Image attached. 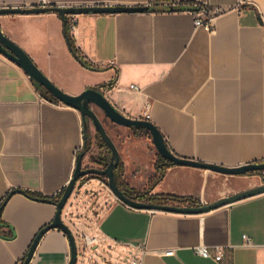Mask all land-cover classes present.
Here are the masks:
<instances>
[{
    "label": "crops",
    "instance_id": "obj_1",
    "mask_svg": "<svg viewBox=\"0 0 264 264\" xmlns=\"http://www.w3.org/2000/svg\"><path fill=\"white\" fill-rule=\"evenodd\" d=\"M43 1L75 7L190 6L67 15L69 23L74 19L75 45L99 70L72 56L57 11L0 14V28L63 92L77 95L114 80L112 88L100 89L124 115L139 118L148 103L150 121L176 155L224 166L264 160V0H0V7ZM214 7L222 11L213 15L211 28L195 26V16L207 19ZM109 122L117 138L102 124L120 156L118 179L131 192L190 196L204 204L245 189L215 184L225 174L180 165L167 167L153 184L152 142L141 131ZM87 130L82 167L102 168L93 159L106 151L91 121ZM83 140L80 111L51 100L0 54V264H22L33 238L55 214V204L22 190L56 195L72 177ZM255 174L225 176L246 177L253 186ZM105 179L91 174L78 179L62 209L77 245L75 264H128L140 248L141 264H264V193L183 214L129 207ZM83 233L100 237L85 252ZM244 234L252 245L243 244ZM199 245L211 257L197 253ZM216 249L219 261L213 259ZM69 259L66 234L50 228L28 264Z\"/></svg>",
    "mask_w": 264,
    "mask_h": 264
},
{
    "label": "water",
    "instance_id": "obj_2",
    "mask_svg": "<svg viewBox=\"0 0 264 264\" xmlns=\"http://www.w3.org/2000/svg\"><path fill=\"white\" fill-rule=\"evenodd\" d=\"M191 10L190 6L185 4H163V5H147V6H133V7H120V6H85V7H75V6H24V7H13L4 6L0 7V14L9 13H39L46 11H57L63 21H65L67 15L79 14V13H101V12H131V11H183ZM0 54L8 58L9 60L16 63L23 71L30 77L32 83L38 87L40 91H47L55 99L64 105L71 106L80 111L83 122V145L81 150L76 155L75 169L73 171L72 177L70 178L67 185L60 198L55 202L56 210L54 217L50 223L43 226L35 235L29 248L26 252V256L22 264H28L34 248L41 237V235L50 228L61 229L67 236L70 246V259L68 264H75L77 260V245L74 236L69 229V227L62 221L61 213L64 205L66 204L69 196L71 195L76 182L78 179L85 175H97L103 176L107 180V185L112 191L114 196L120 200L122 203L129 207L135 209H147V210H157L166 211L173 213H183V214H198L208 212L210 210L216 209L223 205L233 203L235 201L251 197L257 194L264 193V184L255 186L237 193L227 195L225 197L219 198L210 203H200L196 206H180L172 204H157L148 203L143 201H138L128 197L117 185L115 179V168L117 167L120 156L112 141L111 137L106 132L102 122L95 113L91 106L98 108L104 113V115L113 123L121 125L128 128L142 127L145 128L150 136L152 144L155 147L158 155L165 159L170 160L175 165L180 166H191L195 168L208 169L213 172L225 174V175H242L250 171H261L264 170V160L261 162L246 163L237 166H224L214 163H207L198 161L196 159L183 157L173 153L162 133L157 128V126L150 120L143 118H131L120 112L102 93L100 88L89 87L84 89L81 93L77 95H70L59 88H57L49 79L37 68L33 63L32 59L12 40L3 34L0 28ZM91 121L95 131L98 133L102 141L106 144L110 150V159L106 166L102 168L98 167H82V157L87 151V121ZM40 201L51 202L48 198H37Z\"/></svg>",
    "mask_w": 264,
    "mask_h": 264
},
{
    "label": "trees",
    "instance_id": "obj_3",
    "mask_svg": "<svg viewBox=\"0 0 264 264\" xmlns=\"http://www.w3.org/2000/svg\"><path fill=\"white\" fill-rule=\"evenodd\" d=\"M70 30H71V24L67 21V18L64 21V36H65V40L68 46V49L70 51V53L72 54V56L85 68L87 69H91V70H99L98 67H96L95 65H93L91 62H89L84 55L81 53V51L79 50V48L75 45L71 35H70ZM114 84V80L109 81L107 84L104 85H99V87H95V88H103V87H108V88H112ZM50 99L57 102L58 100L55 99L52 95H50ZM135 133L138 131L141 132H147V130L145 128L142 127H134L132 128ZM87 137H88V130H87ZM95 137L98 141L99 147L100 148H104L106 151V155H102V153L100 152L97 156L94 157V161L97 162L98 164H101L103 166H106L109 159H110V150L108 149V147L106 146V144L102 141V139L100 138V136L98 135V133H95ZM87 148H88V143H87ZM175 165L173 162H171L168 159L163 158L162 156L158 155L157 156V160H156V164H155V170L157 172V176L154 178V183L158 182L159 180L162 179L164 173H165V169L167 167L173 166ZM118 169H119V163L117 165V167L115 168V179H116V183L118 185V187L130 198L138 200V201H143V202H148V203H157V204H172V205H180V206H196L200 204V201L194 197H190V196H177V195H170V194H166V195H162V194H149L148 190H144V191H138V192H131L130 189L127 187V185H125L123 182H121L118 179ZM260 171H250L248 173L245 174H253V173H259ZM97 176V175H95ZM99 178H103V176H98ZM105 181L107 182V180L105 179ZM64 188H62L56 195L52 196V197H44L42 195H39L35 192H31V191H27V190H22V192L33 198V199H37V198H48L51 200V203L55 204V202L60 198L62 192H63ZM4 223L0 220V226H3ZM26 256V254L24 255V257ZM23 257V259H24Z\"/></svg>",
    "mask_w": 264,
    "mask_h": 264
},
{
    "label": "built area",
    "instance_id": "obj_4",
    "mask_svg": "<svg viewBox=\"0 0 264 264\" xmlns=\"http://www.w3.org/2000/svg\"><path fill=\"white\" fill-rule=\"evenodd\" d=\"M243 0H240L239 2H242ZM176 4H180V3H176ZM36 6H39V7H46V6H51V5H48L46 4L44 1ZM13 7H24V6H13ZM222 11V8L221 7H214L211 11H209V15H208V18L207 19H203L201 17H198V16H195L194 18V24L195 26H204L206 28H211L212 26V17L215 13H219ZM70 24L71 26H73L74 24V19L70 16ZM130 88H133V89H137V86L134 85V84H131L130 85ZM144 112H143V115H142V118L143 119H146V120H150V115L149 113L147 112L148 110V103H145L144 104ZM100 240V237L99 235L97 234H91V235H88V234H85L83 233L82 234V242H83V251L85 252V250L91 248L93 245H95L96 243H98ZM243 244L244 245H252V242L250 240V238L247 236V235H243ZM196 252L203 255V256H206V257H211V254L208 250V248L204 245H199L196 247ZM144 253V250L143 249H138V253L133 255L130 259H129V262L128 264H141V258H142V254ZM222 257V253H221V250L220 249H216V253L215 255L213 256V259H215L216 261H219Z\"/></svg>",
    "mask_w": 264,
    "mask_h": 264
},
{
    "label": "rangeland",
    "instance_id": "obj_5",
    "mask_svg": "<svg viewBox=\"0 0 264 264\" xmlns=\"http://www.w3.org/2000/svg\"><path fill=\"white\" fill-rule=\"evenodd\" d=\"M93 109H94L95 113L97 114V116L99 117L100 121L106 125V128L109 130V132L112 135H116V138H117V136H118L117 130L112 125H110L109 119L98 108H93ZM141 116L139 118H142ZM87 123H89V121H87ZM143 133L145 136L148 137V140L151 143L152 141H151V136H150L149 132L147 131V132H143ZM120 134H123V132L121 131ZM151 150L153 153V160L154 159L157 160L158 153L156 152L155 147L152 143H151ZM255 175H257V176H255L256 184H254L253 186L251 183H253L254 180L251 181V179L248 180L246 177H241V176H225V175L221 176V179L216 181L215 184H218L220 187H223L226 185V186L232 187V188H239V189L245 188L244 190L264 184V170H261L259 173L255 174ZM237 192H239V191H237Z\"/></svg>",
    "mask_w": 264,
    "mask_h": 264
}]
</instances>
